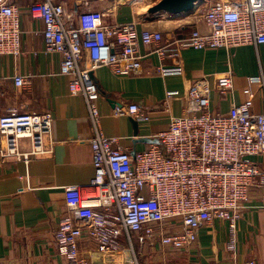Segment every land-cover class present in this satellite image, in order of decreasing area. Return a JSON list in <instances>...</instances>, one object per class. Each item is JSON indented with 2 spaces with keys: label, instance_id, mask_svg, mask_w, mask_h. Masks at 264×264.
<instances>
[{
  "label": "built area",
  "instance_id": "built-area-1",
  "mask_svg": "<svg viewBox=\"0 0 264 264\" xmlns=\"http://www.w3.org/2000/svg\"><path fill=\"white\" fill-rule=\"evenodd\" d=\"M74 1L79 12L68 9L67 0H34L28 6L44 24V51L62 55L61 73L70 76V92L84 98L92 129L95 174L86 185L65 188L71 213L60 219L55 232L60 253L71 264H88L81 251V241L87 237L103 254L126 246L131 252L128 264H140L135 237L151 246L159 242L182 250L198 240L202 226L220 219L228 224L227 248L236 258L239 221L255 186L262 190L264 201V169L256 159L264 157V111L254 110L253 97L232 102L227 112L212 111V84L204 74L184 95L167 91V103L183 98L184 113L173 116L147 149L132 152L104 132L98 107L102 93L91 72L109 66L121 76L141 73V42L155 45L162 59L177 52L169 53L171 49L160 45V31L139 29L134 22L106 23L103 12L90 1ZM203 17L207 30L195 28L190 36L174 39L179 47L231 49L264 43V0H212ZM22 33L21 8L12 0H0V56L23 52ZM85 52L91 60L88 67L82 65ZM160 71L171 75L184 69L161 64ZM14 81L23 86L27 77L16 75ZM250 82L264 88V75L253 76ZM217 85L232 90L231 72L218 76ZM151 111L138 103L114 109L116 115L127 114L139 123L150 121ZM53 122L52 112L8 110L0 116L5 140L0 159L28 162L46 153ZM22 139L30 142L26 150L20 146ZM164 264L178 263L167 259Z\"/></svg>",
  "mask_w": 264,
  "mask_h": 264
},
{
  "label": "crops",
  "instance_id": "crops-1",
  "mask_svg": "<svg viewBox=\"0 0 264 264\" xmlns=\"http://www.w3.org/2000/svg\"><path fill=\"white\" fill-rule=\"evenodd\" d=\"M34 0H12L21 8L22 48L17 56H0V116L11 108L39 113L52 112L54 122L46 137L48 151L35 155L28 162L10 158L0 159V264H71L61 254L55 240L60 219L70 214L65 199V188L71 184L86 185L94 177V154L90 144L92 129L87 117V106L81 95L70 92V76L61 73L62 55L46 53L44 24L34 18L28 6ZM104 14L110 24L134 22L139 29L163 33L162 46L176 51L164 59L155 52V45L140 43L143 70L139 74L121 76L109 66L92 70L101 97L98 107L102 114V128L108 136L132 152L147 149L151 140L168 127L173 116L184 113L183 98L166 102L169 90L184 95L191 83L207 74L212 84L210 109L227 112L232 102L241 103L253 97L254 110L264 111V88L251 83L253 76L264 75V43L247 44L235 48L195 49L179 47L176 38L190 36L195 28L207 30L203 12L209 2L179 14L165 10L149 12L160 0H88ZM68 9L79 12L74 0H67ZM87 52L82 65L90 66ZM177 66L182 74L164 75L160 65ZM230 71L233 89L223 91L217 78ZM16 75L27 81L17 86ZM138 103L151 108V119L140 122L138 134L132 118L116 115L115 107ZM5 140L0 135V147ZM23 150L30 147L22 139ZM264 169V157L257 156ZM229 231L224 220L215 219L199 230L198 240L189 248H165L159 242L149 245L142 237H135V250L140 264H164L172 260L178 264H264V201L262 190L255 186L243 208L238 225L237 257L227 248ZM81 251L88 264H128L131 252L125 246L115 253L103 254L96 244L85 237Z\"/></svg>",
  "mask_w": 264,
  "mask_h": 264
},
{
  "label": "water",
  "instance_id": "water-1",
  "mask_svg": "<svg viewBox=\"0 0 264 264\" xmlns=\"http://www.w3.org/2000/svg\"><path fill=\"white\" fill-rule=\"evenodd\" d=\"M208 0H160L152 6L149 12H158L165 10L169 13L179 14L187 12L195 8L198 4L207 2ZM135 126V134H138L139 122L132 119Z\"/></svg>",
  "mask_w": 264,
  "mask_h": 264
}]
</instances>
